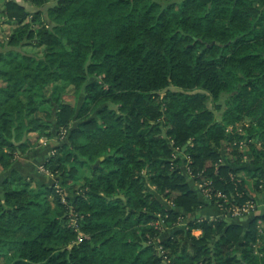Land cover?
Returning a JSON list of instances; mask_svg holds the SVG:
<instances>
[{"label":"trees","instance_id":"obj_1","mask_svg":"<svg viewBox=\"0 0 264 264\" xmlns=\"http://www.w3.org/2000/svg\"><path fill=\"white\" fill-rule=\"evenodd\" d=\"M25 1L0 0V264H264V0ZM42 140L46 184L13 169Z\"/></svg>","mask_w":264,"mask_h":264},{"label":"crops","instance_id":"obj_2","mask_svg":"<svg viewBox=\"0 0 264 264\" xmlns=\"http://www.w3.org/2000/svg\"><path fill=\"white\" fill-rule=\"evenodd\" d=\"M12 1L24 7H31L25 0H12ZM54 147H55V142L42 140L40 147H38L35 150H32L31 152L27 153L24 156L18 157L14 162L13 169L17 170L24 177L35 178L41 184H46L53 181L49 176L43 174L41 168H43L46 159L51 154L52 149ZM255 198L257 203V213L260 214L264 209V195H258ZM208 212L209 215L213 214L211 209H208ZM167 233L168 232L164 233L161 240L167 236ZM194 234L196 236H199L200 231H195Z\"/></svg>","mask_w":264,"mask_h":264},{"label":"built area","instance_id":"obj_3","mask_svg":"<svg viewBox=\"0 0 264 264\" xmlns=\"http://www.w3.org/2000/svg\"><path fill=\"white\" fill-rule=\"evenodd\" d=\"M238 145H239L240 150L246 146L244 141L239 142ZM41 171L44 173L47 172L44 168H41ZM199 189H202V186H199ZM202 191L204 192V194H206V195L208 194L209 196H211L209 194L210 189H202ZM215 196L217 198H221V197L224 198V196L220 193L216 194ZM208 198H210V197H208ZM253 209H254V206L251 203H247L244 206L233 205L228 209V213L231 214V216L234 218H241L242 216H244V214H250L251 211H253ZM157 224L159 225V222Z\"/></svg>","mask_w":264,"mask_h":264},{"label":"rangeland","instance_id":"obj_4","mask_svg":"<svg viewBox=\"0 0 264 264\" xmlns=\"http://www.w3.org/2000/svg\"><path fill=\"white\" fill-rule=\"evenodd\" d=\"M54 4H55V0H52L51 3H49L46 7L43 8V11H44L45 15L47 14V13H46L47 8L50 7V6H53ZM25 6H26V4H25ZM28 9H30V10L32 11V8H31V7H28ZM33 10H34V9H33ZM210 108H211L212 110L215 111L216 116H217L218 118H221V117H222V112H221V111H217V110L214 108L213 104H210Z\"/></svg>","mask_w":264,"mask_h":264},{"label":"water","instance_id":"obj_5","mask_svg":"<svg viewBox=\"0 0 264 264\" xmlns=\"http://www.w3.org/2000/svg\"><path fill=\"white\" fill-rule=\"evenodd\" d=\"M99 164V162H97L96 166Z\"/></svg>","mask_w":264,"mask_h":264}]
</instances>
